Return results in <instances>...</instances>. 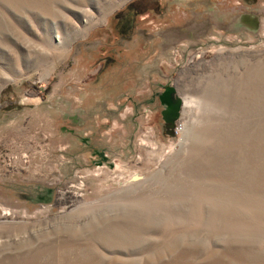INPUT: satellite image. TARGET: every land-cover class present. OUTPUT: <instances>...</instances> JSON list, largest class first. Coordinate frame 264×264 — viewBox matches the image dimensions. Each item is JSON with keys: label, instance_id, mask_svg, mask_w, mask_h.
<instances>
[{"label": "rangeland", "instance_id": "374dc122", "mask_svg": "<svg viewBox=\"0 0 264 264\" xmlns=\"http://www.w3.org/2000/svg\"><path fill=\"white\" fill-rule=\"evenodd\" d=\"M132 1L0 0V264H264V0H161L95 77Z\"/></svg>", "mask_w": 264, "mask_h": 264}, {"label": "flooded vegetation", "instance_id": "af4514ba", "mask_svg": "<svg viewBox=\"0 0 264 264\" xmlns=\"http://www.w3.org/2000/svg\"><path fill=\"white\" fill-rule=\"evenodd\" d=\"M162 11H163V9L161 6V0H134V1L130 2L129 5L125 7V9H123L119 13H116L112 17V20L110 21L111 32H107L110 29L104 30V34L107 35L108 39H107L106 44L104 45V47H106V48L103 49V50H105L104 51L105 54H103L104 57H102L100 59L102 66L98 70L95 77H97L98 75H100L104 71L105 64L107 63V61H110V63H108L109 65H108V69H107V71L108 70L109 71L108 72L106 71L103 74V76H107V75L110 76V73L115 70V66L120 64V62H118V60H117L118 55L130 53L134 49H135V51L133 53H136L137 46L138 45L143 46V43H142L143 40L140 38L139 39L137 38V40H135V41H128V39L132 38L133 36L140 35V34H138V31H139V29L142 28V25H146V23L143 20V17L147 13L154 14V16H155V18L151 17L154 19L152 24L155 21L161 22L162 24H163V22L169 23V25L172 24L173 22L178 23V21H173V19H171L170 17L166 18L163 15ZM142 20H143V22H142ZM140 22H142L141 23L142 25L139 24ZM137 24H139V25L137 26ZM108 26H109V24H107V27ZM113 34L115 35V36H113L114 40H112V36H111ZM129 44H131V45L129 47H127V50L124 49V47L129 45ZM159 47H162V45L159 44L157 46H153V47H151V49L155 50V48L159 49ZM121 65H122V68L125 69V66L123 64H121ZM126 74H127L126 76H128V78L126 79V78L122 77V79H126V83L131 82L132 76L128 73H126ZM103 76H101V77H103ZM111 86H113V85H111ZM74 120L76 121V117L74 118Z\"/></svg>", "mask_w": 264, "mask_h": 264}, {"label": "crops", "instance_id": "0c3cea01", "mask_svg": "<svg viewBox=\"0 0 264 264\" xmlns=\"http://www.w3.org/2000/svg\"><path fill=\"white\" fill-rule=\"evenodd\" d=\"M111 80V79H110ZM115 82H119V79H117V80H111V85H113V86H110L109 88H113L114 90V92L116 93H120V91L121 90H119L120 89V87H119V85H117V84H115ZM101 83H104V81H103V78H101L100 79V83H98V84H100V86H101ZM98 84L97 85H94L93 86V90L91 89L90 91L92 92V94H89V96L90 97H98V95H100V94H96V92L97 91H99L98 89H96V88H98ZM105 86V85H104ZM103 86V87H104ZM99 116H95L94 118L96 119V118H98Z\"/></svg>", "mask_w": 264, "mask_h": 264}, {"label": "water", "instance_id": "95a60500", "mask_svg": "<svg viewBox=\"0 0 264 264\" xmlns=\"http://www.w3.org/2000/svg\"><path fill=\"white\" fill-rule=\"evenodd\" d=\"M170 94H171V92L169 91L168 93H167V95H166V97L169 99V97H170ZM173 122V121H172ZM172 122H168V123H171L168 127H167V130H168V133L172 136V137H174V127H175V123H172Z\"/></svg>", "mask_w": 264, "mask_h": 264}, {"label": "built area", "instance_id": "2783aa9c", "mask_svg": "<svg viewBox=\"0 0 264 264\" xmlns=\"http://www.w3.org/2000/svg\"><path fill=\"white\" fill-rule=\"evenodd\" d=\"M182 129L183 128L181 127V125H177L176 124L175 127H174V130H173L174 131V136L178 138L180 136L181 132H182Z\"/></svg>", "mask_w": 264, "mask_h": 264}]
</instances>
